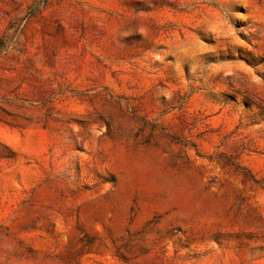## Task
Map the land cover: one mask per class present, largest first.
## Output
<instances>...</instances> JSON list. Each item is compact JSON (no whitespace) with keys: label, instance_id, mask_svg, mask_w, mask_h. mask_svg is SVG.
I'll return each instance as SVG.
<instances>
[{"label":"rangeland","instance_id":"obj_1","mask_svg":"<svg viewBox=\"0 0 264 264\" xmlns=\"http://www.w3.org/2000/svg\"><path fill=\"white\" fill-rule=\"evenodd\" d=\"M0 264H264V0H0Z\"/></svg>","mask_w":264,"mask_h":264},{"label":"trees","instance_id":"obj_2","mask_svg":"<svg viewBox=\"0 0 264 264\" xmlns=\"http://www.w3.org/2000/svg\"><path fill=\"white\" fill-rule=\"evenodd\" d=\"M2 43H3V40L1 39V40H0V44L2 45Z\"/></svg>","mask_w":264,"mask_h":264}]
</instances>
